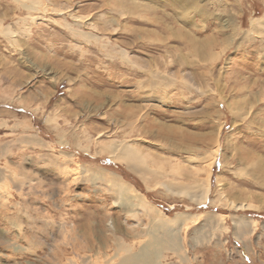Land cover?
<instances>
[{
	"label": "rangeland",
	"instance_id": "1",
	"mask_svg": "<svg viewBox=\"0 0 264 264\" xmlns=\"http://www.w3.org/2000/svg\"><path fill=\"white\" fill-rule=\"evenodd\" d=\"M183 1L0 0V264H264V0Z\"/></svg>",
	"mask_w": 264,
	"mask_h": 264
},
{
	"label": "bare ground",
	"instance_id": "2",
	"mask_svg": "<svg viewBox=\"0 0 264 264\" xmlns=\"http://www.w3.org/2000/svg\"><path fill=\"white\" fill-rule=\"evenodd\" d=\"M182 1V0H181ZM189 0H186V2H188ZM185 2V3H186ZM184 3V1L182 2ZM184 3V5H185ZM183 6V4H182ZM186 6V5H185ZM27 7V6H26ZM187 7V6H186ZM28 8H30L28 6ZM32 8V7H31ZM260 19L259 17H256L254 18L253 22H252V27L255 26V24L257 23V20ZM260 26L263 27L264 24H259ZM261 27V28H262ZM252 32H255V31H251ZM258 33V32H257ZM92 37V36H91ZM95 37V36H94ZM198 50V49H197ZM140 152V151H139ZM140 154V153H139ZM137 151L132 148L131 146H121L118 150V154H115L114 157L115 158H119L120 160H123L125 161L128 165H129V168L130 169H134L137 173L141 174V175H148L150 174L149 170L147 169V167H145L143 164H144V158H142V156H140ZM113 157V156H112ZM121 181V186L118 188V192L121 194L123 191V187L122 186H126L124 184V181L118 177ZM128 187V186H127ZM170 187H173V185L171 184ZM175 187H180V190L183 191L184 193L186 194H189V196L193 197H197L196 193L199 191H195V192H190L188 190V187H184L182 184L181 185H178ZM169 190L173 191V188H170ZM128 191H134V193H131L130 195L127 196V198L125 199V204L127 206H134L135 204L138 205L137 203L134 202V200L131 201V204H127L128 201L133 197L134 199H136V196H139L140 198H142L143 200H145L143 198V195L138 192L136 189L132 188V189H129ZM178 192V190H177ZM208 192V188L206 187L205 185V188H204V191L203 193L199 196V198H202L205 196V194ZM183 193V194H184ZM178 194V193H177ZM123 195V194H122ZM143 202V207H145L146 205L149 206L147 203V201H142ZM237 207H241V208H246L247 206H249L247 203H241V204H236ZM142 207V206H141ZM146 210V209H145ZM178 222V218L177 217H174V218H169L168 220H158V227L160 228H163L167 233L171 232L172 230H170L169 226L167 224H169L170 226H172L173 224L177 223ZM234 222V225L236 226L235 227V231L236 233L239 234L240 231H242L245 226V228H247L251 223H254V222H257V220L255 219H252L251 217H245V216H237L235 218V220L233 221ZM220 223V222H219ZM242 228V229H241ZM247 230V229H246ZM250 231V229H249ZM143 258V254L141 253L140 255L137 254V255H127L126 257L122 258L117 264H136L139 260H141Z\"/></svg>",
	"mask_w": 264,
	"mask_h": 264
},
{
	"label": "crops",
	"instance_id": "3",
	"mask_svg": "<svg viewBox=\"0 0 264 264\" xmlns=\"http://www.w3.org/2000/svg\"><path fill=\"white\" fill-rule=\"evenodd\" d=\"M247 235H251L250 233H246ZM233 238V237H232ZM258 239L260 240V236L258 237ZM233 241H235V240H233ZM239 242V241H238ZM247 242H248V240H247ZM239 245H240V247H242L241 246V244H240V242H239ZM247 245V247L249 248V242L246 244ZM243 253V252H242Z\"/></svg>",
	"mask_w": 264,
	"mask_h": 264
},
{
	"label": "built area",
	"instance_id": "4",
	"mask_svg": "<svg viewBox=\"0 0 264 264\" xmlns=\"http://www.w3.org/2000/svg\"><path fill=\"white\" fill-rule=\"evenodd\" d=\"M233 245H235V247H237V246H238V243L236 242V243H234Z\"/></svg>",
	"mask_w": 264,
	"mask_h": 264
}]
</instances>
